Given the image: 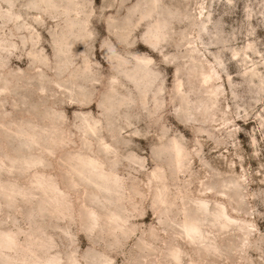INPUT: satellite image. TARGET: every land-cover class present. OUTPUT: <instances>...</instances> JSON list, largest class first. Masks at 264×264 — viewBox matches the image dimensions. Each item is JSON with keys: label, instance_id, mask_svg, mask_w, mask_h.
I'll list each match as a JSON object with an SVG mask.
<instances>
[{"label": "rangeland", "instance_id": "1", "mask_svg": "<svg viewBox=\"0 0 264 264\" xmlns=\"http://www.w3.org/2000/svg\"><path fill=\"white\" fill-rule=\"evenodd\" d=\"M0 264H264V0H0Z\"/></svg>", "mask_w": 264, "mask_h": 264}]
</instances>
